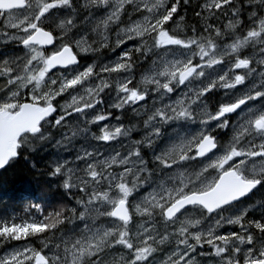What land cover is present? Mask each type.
Here are the masks:
<instances>
[{"label": "snow or ice", "instance_id": "1", "mask_svg": "<svg viewBox=\"0 0 264 264\" xmlns=\"http://www.w3.org/2000/svg\"><path fill=\"white\" fill-rule=\"evenodd\" d=\"M262 13V0H0V48L14 46L0 52V172L29 158L21 139L46 118L59 126L83 116L90 127L79 131H93L96 142L71 161L31 164L69 200H29L24 217L0 219V264H264ZM83 14L106 46L123 49L115 62L91 66L77 56L91 47L73 30ZM134 55L151 61L145 80L154 95L132 77L117 90L143 109L140 139L119 124L104 130L119 105L99 112L102 100L60 103L97 68L124 73ZM178 121L199 128L158 149L162 130ZM120 138L128 143L110 147Z\"/></svg>", "mask_w": 264, "mask_h": 264}, {"label": "clouds", "instance_id": "2", "mask_svg": "<svg viewBox=\"0 0 264 264\" xmlns=\"http://www.w3.org/2000/svg\"><path fill=\"white\" fill-rule=\"evenodd\" d=\"M264 2V0H262ZM99 14V13H97ZM84 18L77 20L76 24L73 26V30L77 33L87 35L89 37L91 47L88 52L80 53L77 51V56L80 59H86L87 62L84 64L97 66V65H108L110 62L116 61L117 50L123 51V49H115L112 46H106L107 41L103 39L106 33H101L94 31V22L88 19V14H83ZM264 15V13H262ZM123 27V25H120ZM111 32L113 33V39H115V32L119 31L116 25L111 26ZM68 42H71L72 36L66 37ZM75 45L73 44V47ZM244 50H241L243 52ZM152 59H156L155 56ZM152 74V64L151 61L146 59L144 56L134 55L133 59L124 73L112 74L108 73L107 77L102 75V70L97 68L95 75L91 80L87 81L85 87L75 90L72 94L65 97V100L61 101V104L72 105L74 96L79 102L87 103L90 106H94L96 103H100L99 112H104L105 110L111 112L117 105H119L116 110L119 112L118 119L115 122L109 121V124L103 126L104 130H111L110 125L119 124L122 129H127L130 134L136 132L139 127H141V121L144 117L140 114L143 109H137L131 103L122 102V97L120 92L117 90V85L122 82L123 79L132 77L135 80L137 89L141 94H146L153 96L155 89L152 85L146 83L145 77ZM107 80V90L100 87L104 81ZM6 85L0 83V104L5 102L6 99ZM92 88L95 95L88 93L85 88ZM99 91H95L97 88ZM179 87V85H177ZM103 93V95H101ZM22 99V97H21ZM157 105L160 106V98L156 97ZM150 107H155L152 103H148ZM125 108L127 110L125 111ZM90 127L89 120L81 116L78 119L65 120L63 124L57 125L52 119L46 118L42 124L37 128L36 132L25 133L21 139L22 149L29 157V154L43 151H48L49 148L55 149L57 152H67V151H78L79 148L89 142H95L92 140L94 135L93 131L80 132L81 129H88ZM78 130L76 136L72 135L73 130ZM103 133H98L102 135ZM115 138V137H114ZM84 143L81 144L80 142ZM103 148V146H101ZM104 151H108L104 148ZM204 215L207 216V210H205ZM236 243H239L237 241Z\"/></svg>", "mask_w": 264, "mask_h": 264}, {"label": "trees", "instance_id": "3", "mask_svg": "<svg viewBox=\"0 0 264 264\" xmlns=\"http://www.w3.org/2000/svg\"><path fill=\"white\" fill-rule=\"evenodd\" d=\"M189 19L190 22H194L191 11L189 12ZM52 154L53 152L50 148L48 151L41 150L40 152L29 154L27 160L21 156L7 172H0L1 219L12 216L20 217L17 213L21 210L25 212L24 210L27 208L29 200L49 205L69 200L63 189L52 184L54 178L39 175L38 173L34 174L35 169L31 167L32 163H35L38 168L46 167L51 161ZM45 186L48 189L46 191L44 190ZM42 191L44 192L43 195H41Z\"/></svg>", "mask_w": 264, "mask_h": 264}, {"label": "rangeland", "instance_id": "4", "mask_svg": "<svg viewBox=\"0 0 264 264\" xmlns=\"http://www.w3.org/2000/svg\"><path fill=\"white\" fill-rule=\"evenodd\" d=\"M246 16V13H245ZM127 46L132 47L131 42H129V44ZM14 50V46L10 47V48H0V52H6V51H11ZM119 51V50H117ZM117 54V53H116ZM0 83H4L2 80H0ZM150 101H148V103H150ZM111 122H115V120L113 118H110ZM199 128L198 123H190L188 121H178V122H170V124L168 126H166L162 132H163V136L162 139L158 142V149L162 148L164 146H166V144L172 140L175 139L177 137V135H186V134H190V133H194L195 131H197ZM225 132H227V130H224L222 132H220V137L221 139H223V137L225 136ZM135 134V136H134ZM143 135V131L142 130H138L134 133H132L131 138L133 140L135 139H140ZM138 136V137H136ZM81 144H83L84 142L81 141ZM92 143H96V142H92ZM127 144L128 141L125 138H120L118 141L116 142H112L110 147L113 148H119L120 144ZM101 152H105L104 151V147L100 148ZM52 157H51V161L54 159H59V160H63V159H67L69 161L73 160L75 157V150L73 151H61V152H57L55 149H52ZM152 156L151 152L146 151V159H150ZM254 208H250L249 210H253ZM50 210V209H49ZM1 219V218H0Z\"/></svg>", "mask_w": 264, "mask_h": 264}, {"label": "flooded vegetation", "instance_id": "5", "mask_svg": "<svg viewBox=\"0 0 264 264\" xmlns=\"http://www.w3.org/2000/svg\"><path fill=\"white\" fill-rule=\"evenodd\" d=\"M82 61H83V63H86V62H87L86 59H83ZM113 115H114V116H115V115H119V112H118L117 110H113ZM113 119H114V118H113ZM114 120H115V119H114ZM249 211H250V213H251L254 217H259V215L262 214V210H261V208H260L259 206H257V207L254 208L253 210H249ZM17 215L20 216V217H23V216H25V212H23V211L21 210V211H19V212L17 213Z\"/></svg>", "mask_w": 264, "mask_h": 264}, {"label": "bare ground", "instance_id": "6", "mask_svg": "<svg viewBox=\"0 0 264 264\" xmlns=\"http://www.w3.org/2000/svg\"><path fill=\"white\" fill-rule=\"evenodd\" d=\"M128 47H130V46H128ZM83 60V59H82ZM83 62V61H82ZM150 101V100H149ZM134 136H135V134H134ZM136 137H138V136H136ZM49 150H50V148H49ZM48 155V154H47ZM40 158V157H39ZM148 159V158H147ZM44 168V167H43ZM52 181V180H51Z\"/></svg>", "mask_w": 264, "mask_h": 264}]
</instances>
